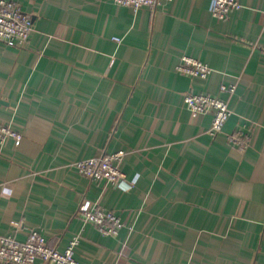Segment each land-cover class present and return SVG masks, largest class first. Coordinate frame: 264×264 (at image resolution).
<instances>
[{
	"label": "crops",
	"instance_id": "0c3cea01",
	"mask_svg": "<svg viewBox=\"0 0 264 264\" xmlns=\"http://www.w3.org/2000/svg\"><path fill=\"white\" fill-rule=\"evenodd\" d=\"M10 1L33 30L22 47L0 41V125L22 135L0 145V235L37 230L59 250L77 235L81 264H264V0H238L225 19L214 0L137 11ZM182 56L211 73H178ZM187 92L228 102L221 133L209 134L211 113L185 107ZM234 132L248 136L243 151L227 141ZM117 151L128 190L73 167ZM81 201L125 227L102 235L77 216Z\"/></svg>",
	"mask_w": 264,
	"mask_h": 264
},
{
	"label": "built area",
	"instance_id": "2783aa9c",
	"mask_svg": "<svg viewBox=\"0 0 264 264\" xmlns=\"http://www.w3.org/2000/svg\"><path fill=\"white\" fill-rule=\"evenodd\" d=\"M162 1L170 0H114L118 5L128 7L133 11L140 8L155 10ZM241 7L238 0H214L212 14L219 19H225L228 14ZM264 28V12L262 13ZM33 30L31 17L25 13L19 4L10 0H0V41L13 47H22L29 39ZM118 40V39H116ZM178 73L190 78L206 79L211 73L210 67L202 61L182 56L176 65ZM236 86L221 85L220 92L233 94ZM183 102L193 116L211 113L212 120L208 130L214 136L222 132L225 122L231 115L228 102L218 96L209 94L184 93ZM7 138H13L19 144L22 135L13 129L0 125V145ZM230 145L243 151L249 144L248 136L234 132L227 136ZM125 155L124 151L104 154L98 157L80 160L74 163L76 172L91 181H103L105 185L130 188L121 171L120 163ZM77 216L85 223L92 224L99 233L105 236H117L125 227L122 217L103 208L99 203L91 205L81 201L76 210ZM78 236L73 235L68 245L59 250L56 245L48 241L39 231L30 230L24 241L15 239L12 235H0V264H81L74 255V247Z\"/></svg>",
	"mask_w": 264,
	"mask_h": 264
}]
</instances>
